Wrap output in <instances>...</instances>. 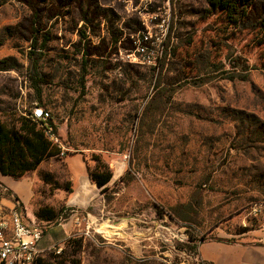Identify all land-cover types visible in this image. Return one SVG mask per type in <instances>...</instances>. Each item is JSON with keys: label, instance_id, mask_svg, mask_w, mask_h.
Instances as JSON below:
<instances>
[{"label": "rangeland", "instance_id": "1", "mask_svg": "<svg viewBox=\"0 0 264 264\" xmlns=\"http://www.w3.org/2000/svg\"><path fill=\"white\" fill-rule=\"evenodd\" d=\"M149 1L0 0V121L31 118L36 86L62 152L13 179L24 202L0 175V217L75 209L69 169L96 157L114 179L92 188L88 235L67 237L69 210L44 226L42 259L67 264L76 239L80 264H205L199 239L264 231V0L238 24L205 0ZM148 30L163 68L132 54Z\"/></svg>", "mask_w": 264, "mask_h": 264}, {"label": "trees", "instance_id": "2", "mask_svg": "<svg viewBox=\"0 0 264 264\" xmlns=\"http://www.w3.org/2000/svg\"><path fill=\"white\" fill-rule=\"evenodd\" d=\"M206 3L213 9L222 11L227 20L232 24H238L245 16L246 10L250 0H205ZM84 37V34H82ZM36 43V41H35ZM158 66L163 68V64L158 62ZM157 67V66H156ZM12 68V67H9ZM155 70V67L153 68ZM245 80V79H242ZM35 101L37 106L48 112L42 100L41 90L35 86ZM41 121L31 118H21L13 121H0V175L10 177L12 179H20L26 174L36 171L39 166L51 158H58L60 156L61 148L58 144L51 141L40 127ZM47 126L51 128L54 137H57V129L52 122L50 115L46 122ZM39 126V127H38ZM96 166L93 170L86 167L87 177L91 184L100 189L101 194H105L108 190L107 186L113 178V173L107 164L95 158ZM45 184L53 185L51 175L45 173L41 176ZM122 178H120V181ZM55 186V185H54ZM59 188V187H56ZM65 191L72 193L71 185L66 184ZM107 196V195H106ZM17 200V198H16ZM67 210V209H66ZM66 210L56 211L51 207H41L36 213L35 217L39 222L51 224L56 222L62 216L67 218ZM194 238H191V241ZM203 238L199 242L204 243ZM218 242L232 243V240L216 239ZM82 242L74 239L69 242V252H65V262L67 264H80L76 259V254L80 251ZM34 264H56L55 261L49 259L38 258Z\"/></svg>", "mask_w": 264, "mask_h": 264}, {"label": "built area", "instance_id": "3", "mask_svg": "<svg viewBox=\"0 0 264 264\" xmlns=\"http://www.w3.org/2000/svg\"><path fill=\"white\" fill-rule=\"evenodd\" d=\"M142 2H151L141 0ZM163 38L156 35L153 39L150 31L139 32L133 39V53L144 60L148 66L156 67L161 60ZM156 47V50H155ZM32 119L41 121L40 127L44 134L54 142L56 137L46 122L50 113L41 108H36L31 113ZM89 216V215H88ZM35 220H26L16 209H12L8 216L0 217V264H34L44 251L39 249V244L44 235V226ZM90 224L86 223L84 235L89 234Z\"/></svg>", "mask_w": 264, "mask_h": 264}, {"label": "crops", "instance_id": "4", "mask_svg": "<svg viewBox=\"0 0 264 264\" xmlns=\"http://www.w3.org/2000/svg\"><path fill=\"white\" fill-rule=\"evenodd\" d=\"M71 157L72 156H68L67 164ZM80 168L81 170L79 171H76L75 169H69V172L72 174V179L75 181V193L77 196L79 195L80 198L77 202L73 203V200H75L73 198L76 195H71L67 200V208H71V206L75 208L67 209L70 213L68 220L69 222H65V224L59 225L61 227L63 226L65 232L67 233V237L69 232H71V229H68V226L71 222L72 225L70 226H72V230H75V228H81L83 224L86 225V223L84 222L85 219L87 220V218L84 216L85 214L83 213H85V211L83 210H85L84 208L88 205L90 196H93L91 194L93 192L92 188L94 187V185L89 182L87 175L85 174L84 167L80 165ZM80 177L82 178L78 186L77 179ZM1 181L9 189H11L21 199L22 202L25 201V199L20 196L23 194V185L21 184V181H15L10 177H3ZM20 192L22 194H20ZM69 202H72L71 205H69ZM88 215L89 214H87V216ZM83 228L81 231L79 229V231L83 232ZM45 235L46 233L43 235L41 242L43 241ZM243 235H245V237L236 240L232 243H227L224 241H210L200 244L199 255L201 261L205 264H264V243H262L264 242V239H260L261 236H264V231H261V233L249 232ZM217 236L220 237V235ZM41 250L43 251L45 249Z\"/></svg>", "mask_w": 264, "mask_h": 264}]
</instances>
